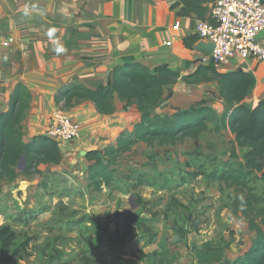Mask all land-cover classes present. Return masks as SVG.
I'll return each instance as SVG.
<instances>
[{
	"label": "rangeland",
	"instance_id": "1",
	"mask_svg": "<svg viewBox=\"0 0 264 264\" xmlns=\"http://www.w3.org/2000/svg\"><path fill=\"white\" fill-rule=\"evenodd\" d=\"M20 53L18 51L15 61H7L5 57L0 60L1 89L7 84L3 74L14 73L16 83L22 77L24 63ZM44 62L37 66L31 64L29 74L32 75L35 68L37 76L44 74L47 67ZM206 86V89L198 86L186 87L185 90L177 88L178 92L167 91L162 110H188L205 101L220 116L229 112L218 95L219 88L213 84ZM47 108L48 114L40 122L43 125H37L42 133L48 132L51 115L56 109L74 119L71 109H65L64 103L57 105L55 102ZM209 127L211 131L199 140H189L176 146L152 148L144 143L137 144L113 167L116 169L113 185L100 192L88 185L90 163L86 161L85 149L77 154L75 151L63 152L64 160L60 165L45 166L41 173L32 177H25L19 169L18 179L13 183L5 182L0 192V226L10 224L21 234L19 241L24 242L28 236L32 243L28 258L9 264H40L39 258L42 257L44 262H48L46 254L51 251L45 248L48 241L72 258L70 255L80 246V232L85 230L88 236L84 241L85 250L96 256L102 255L107 264H146L141 260L142 252L150 254L164 248L174 253L178 264H195L192 247L221 238L232 242L227 251L229 259L235 260L247 253L255 233L249 231L246 221L236 217L229 207L230 197L241 199L244 195L235 188L222 191L219 184L198 174L203 166L208 174L214 168L222 169L226 163L238 167L243 153L235 146V135L230 129L215 133L217 124ZM132 132L128 130L125 133ZM78 142L84 144L86 141L79 138L71 143ZM234 148L238 150L239 160L232 158ZM140 177L144 179L143 186H138ZM252 183L260 194H264V182L255 179ZM140 200L144 206L138 205ZM133 214L148 220L154 237L148 235L116 249H109L98 242L94 220L110 227L112 232L119 230L123 234L125 217ZM154 214L156 216L150 217ZM0 264H5L1 258Z\"/></svg>",
	"mask_w": 264,
	"mask_h": 264
},
{
	"label": "trees",
	"instance_id": "2",
	"mask_svg": "<svg viewBox=\"0 0 264 264\" xmlns=\"http://www.w3.org/2000/svg\"><path fill=\"white\" fill-rule=\"evenodd\" d=\"M211 1L179 0L177 5H183L180 15H195L197 20L205 21L210 19ZM189 40L185 41L187 47H191ZM180 81L187 85L216 81L219 97L225 102L229 112L220 116L204 101L170 116L153 115L152 111L164 98L166 88ZM252 85V75L244 70L220 73L214 64L202 66L188 76H182L178 71L167 67L153 70L143 65L125 64L111 71L106 86L92 90L74 81L59 91L55 102L57 105L64 103L65 109L70 110L81 102L90 101L101 115L115 113L116 97L125 104V110L133 104L138 107L141 119L132 133H122L115 146L89 151L85 156L90 163L88 185L97 192L113 185L116 180V169L113 167L118 165L121 156L132 152L139 143L152 148L176 146L189 140H199L203 134L211 131L209 125L213 123L217 124L215 133L230 129L235 135V146L243 153L242 162L238 167L226 163L222 169L214 168L209 174L203 166L198 174L219 184L222 191L235 188L244 195L241 199L230 197L229 207L236 217L246 221L249 231L255 233V237L250 250L235 260L227 256L232 242L225 238L206 242L202 246L194 245L191 250L196 264H264V194H260L252 183L255 179L264 182V99L255 108L246 104ZM31 102L32 95L28 87L18 83L10 97L8 111L0 112V192L5 182L13 183L18 179V166L23 156H26V168L22 171L25 177L41 173V165L58 166L64 160L62 149L48 135H38L29 142L24 141L22 124ZM231 155L233 159L239 160L236 148ZM143 185L144 179L140 177L138 186ZM138 205L144 206V203L140 200ZM154 216L156 215L150 217ZM147 221L139 214L126 216L123 234L119 230L112 232L110 227L102 226L95 220L93 224L98 231V242L104 243L109 249H116L148 235L154 237ZM86 233V230L80 232V246L78 251L70 255L72 258L48 241L45 246L46 249H51L45 253L48 262H44L42 257L39 258L40 264H107L101 258L102 255L96 256L85 250L84 241L88 237ZM20 236L10 224L0 226V258L5 264L29 257L32 238L24 235L26 239L21 242ZM141 260L146 264H178L176 256L168 248L150 254L142 252Z\"/></svg>",
	"mask_w": 264,
	"mask_h": 264
},
{
	"label": "crops",
	"instance_id": "3",
	"mask_svg": "<svg viewBox=\"0 0 264 264\" xmlns=\"http://www.w3.org/2000/svg\"><path fill=\"white\" fill-rule=\"evenodd\" d=\"M178 2L179 0H0V60L5 57L7 61H15L18 51L21 52L19 56L22 55L24 68L18 83L26 85L32 95L31 107L22 124L24 141L29 142L38 135H47L38 130L43 125L41 120L48 114L47 107L51 108L59 91L74 81L96 90L107 85L115 67L125 64L143 65L153 70L167 67L178 71L182 76L192 75L200 67L213 64L210 56L211 43L196 36L197 17L180 15L183 5L178 6ZM33 5L37 9H43L45 14L41 16L34 12L30 17H24L25 7L31 8ZM50 28L56 30L52 38L47 35ZM10 36L14 38L15 44L7 49L2 42ZM186 39H190L191 47L186 46ZM56 43L64 46L67 51L55 53L53 49ZM42 61L48 67L44 74L37 76L38 70L35 68L30 75L29 66H37ZM240 69L253 77L246 104L255 108L264 99V62H245L235 55L230 65L219 72L232 73ZM3 75L7 84L3 89L0 88V112H7L10 97L18 83L14 73ZM12 83L14 85L10 86ZM209 84L219 88L216 81L198 85H187L180 81L166 88L164 98L153 109L152 114L170 116L178 111L172 108L162 110L167 91L178 92L177 88L185 90L186 87L192 89L198 86L206 89ZM223 104L226 105L224 101ZM124 106L117 97L113 115L99 114L95 105L88 101L74 106L70 113L81 124L80 138L86 142L69 143L62 151H75L77 154L79 150L85 149L86 155L89 151L104 150L103 146L114 145L122 133L133 131L141 119L136 104L127 110ZM45 166L52 165H41L39 170H43Z\"/></svg>",
	"mask_w": 264,
	"mask_h": 264
},
{
	"label": "built area",
	"instance_id": "4",
	"mask_svg": "<svg viewBox=\"0 0 264 264\" xmlns=\"http://www.w3.org/2000/svg\"><path fill=\"white\" fill-rule=\"evenodd\" d=\"M209 8L210 19L198 20L195 33L199 39L211 43V61L218 71L222 72L229 66L235 55L245 62H264V39L258 38L264 32V2L212 0ZM14 42V38L10 37L2 45L9 48ZM81 132V124L65 112L56 109L52 113L47 135L60 148L77 141Z\"/></svg>",
	"mask_w": 264,
	"mask_h": 264
},
{
	"label": "clouds",
	"instance_id": "5",
	"mask_svg": "<svg viewBox=\"0 0 264 264\" xmlns=\"http://www.w3.org/2000/svg\"><path fill=\"white\" fill-rule=\"evenodd\" d=\"M34 12H38L41 16H43L45 14L43 9H37L36 6L33 5V6H31V8L26 6L24 9L23 15H24V17H30L32 15V13H34ZM55 31L56 30L54 28H50L47 32V35L50 38H52V37H54ZM53 50L57 54L65 53L67 51V49L64 46H62L58 43L55 44Z\"/></svg>",
	"mask_w": 264,
	"mask_h": 264
},
{
	"label": "water",
	"instance_id": "6",
	"mask_svg": "<svg viewBox=\"0 0 264 264\" xmlns=\"http://www.w3.org/2000/svg\"><path fill=\"white\" fill-rule=\"evenodd\" d=\"M258 38L259 39H264V32H261L259 35H258ZM18 168L20 170H24L26 168V156H23L21 161L19 162V166Z\"/></svg>",
	"mask_w": 264,
	"mask_h": 264
}]
</instances>
